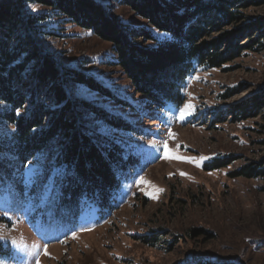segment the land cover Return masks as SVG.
I'll return each instance as SVG.
<instances>
[{
  "label": "rangeland",
  "instance_id": "rangeland-1",
  "mask_svg": "<svg viewBox=\"0 0 264 264\" xmlns=\"http://www.w3.org/2000/svg\"><path fill=\"white\" fill-rule=\"evenodd\" d=\"M98 1L143 24L115 0ZM242 12L234 26L248 31L241 42L260 39L264 1ZM56 27L58 36L47 39L54 55L94 75L121 102L85 88L76 95L133 125L100 129L134 151L138 162L122 179L113 210L85 200L70 209L50 183L34 186L49 162L47 150L37 154L23 173L35 190L22 198L0 196V264H264V175L232 176L245 165L264 168V102L245 119L228 113L253 96L264 101V48L254 46L220 68L196 69L184 80L180 105L158 110L112 64L108 43L62 20ZM185 105L190 114L181 120ZM216 160L228 163L216 167Z\"/></svg>",
  "mask_w": 264,
  "mask_h": 264
},
{
  "label": "trees",
  "instance_id": "trees-1",
  "mask_svg": "<svg viewBox=\"0 0 264 264\" xmlns=\"http://www.w3.org/2000/svg\"><path fill=\"white\" fill-rule=\"evenodd\" d=\"M262 1L115 0L143 22L136 25L122 19L115 4L98 0H0V127L6 129L0 131V196L30 195L35 189L27 187L23 173L47 150L44 176L34 186L50 183L55 198L70 209L85 200L113 210L122 179L138 162L134 151L101 130L130 131L133 125L75 91L85 88L104 100L121 99L94 75L62 63L49 47L47 39L58 36L60 20L108 43L112 64L133 91L161 110L180 105L184 80L196 69L220 68L254 46L264 48V28L260 39L241 42L248 31L234 27L244 18L243 9ZM263 102L253 96L228 113L234 120L245 119L257 114ZM227 163L216 160L215 165ZM263 175L264 168L250 165L232 173ZM152 238L144 237L147 242Z\"/></svg>",
  "mask_w": 264,
  "mask_h": 264
},
{
  "label": "snow or ice",
  "instance_id": "snow-or-ice-1",
  "mask_svg": "<svg viewBox=\"0 0 264 264\" xmlns=\"http://www.w3.org/2000/svg\"><path fill=\"white\" fill-rule=\"evenodd\" d=\"M190 108H191L190 105H185L184 108H181V109H180V116H179V119L184 120V119L186 118V115L190 114V112H186V109H190ZM18 114H19V113H18ZM165 146H166V145H165ZM177 158H178V159H185V158H183V157H177ZM201 159L203 160V159H207V158L202 157ZM196 163H197V167H199V162H196ZM181 175H184V174L181 173ZM141 180H142V178H141ZM156 191H157V192H160V191H162V189H156ZM73 235L75 236V234H73ZM44 248H45V254H47V252H46L47 245H45ZM37 264H39L38 259H37Z\"/></svg>",
  "mask_w": 264,
  "mask_h": 264
}]
</instances>
